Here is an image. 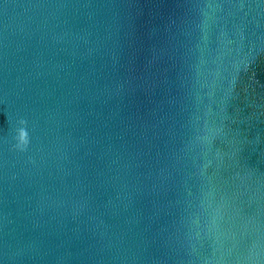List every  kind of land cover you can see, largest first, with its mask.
<instances>
[{"label":"water","instance_id":"95a60500","mask_svg":"<svg viewBox=\"0 0 264 264\" xmlns=\"http://www.w3.org/2000/svg\"><path fill=\"white\" fill-rule=\"evenodd\" d=\"M0 264H264V0H0Z\"/></svg>","mask_w":264,"mask_h":264},{"label":"clouds","instance_id":"9594fccd","mask_svg":"<svg viewBox=\"0 0 264 264\" xmlns=\"http://www.w3.org/2000/svg\"><path fill=\"white\" fill-rule=\"evenodd\" d=\"M23 123H24V121H21V124H23ZM18 141H19V144L17 145V147H21V146H26L27 145L28 136H27V132L23 128L19 130Z\"/></svg>","mask_w":264,"mask_h":264}]
</instances>
